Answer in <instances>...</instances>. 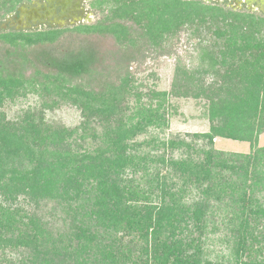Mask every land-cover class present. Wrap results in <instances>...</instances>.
Here are the masks:
<instances>
[{
    "label": "rangeland",
    "instance_id": "374dc122",
    "mask_svg": "<svg viewBox=\"0 0 264 264\" xmlns=\"http://www.w3.org/2000/svg\"><path fill=\"white\" fill-rule=\"evenodd\" d=\"M95 6L98 13L77 25L6 29L7 38L28 43L69 30L109 32L118 43H150L149 57L132 65L124 89L114 96L88 95L51 80L0 84V126L22 130L40 117L49 128L45 140H23L32 148L11 135L12 152L0 157V186L9 179L20 184V175L42 160L59 161L63 168L60 186L48 193L26 191L6 202L0 192V205L14 211L11 227L24 236L33 221L52 234L55 240L42 241L40 264H76L79 224L86 226L84 240L89 242L80 262L86 252H94L98 264H232L239 257L230 229L236 226L228 216L234 209L245 213L240 220L259 222L251 234L259 245L249 243L248 236L240 264L263 262L264 106L252 119V141L220 135L224 118L212 121L211 115L222 96L238 94L249 76L264 72V17L201 0H96ZM165 46L176 53L158 55ZM203 49L218 59L214 68L202 66ZM256 54L261 55L257 60ZM184 66L189 73L182 71ZM174 79H180L175 89ZM185 79L199 80L193 85ZM122 130L128 136L118 143ZM17 146L23 148L15 154ZM230 154L251 157L257 168L253 178L250 162L239 199L234 193L227 196L237 190L225 171ZM201 189L212 192L207 209L200 207L207 214L192 218L180 205L196 203ZM164 206L171 213L162 211ZM181 228H187L188 236L184 254L169 244L181 237ZM30 258L33 251L23 245L0 251V264Z\"/></svg>",
    "mask_w": 264,
    "mask_h": 264
},
{
    "label": "trees",
    "instance_id": "16d2710c",
    "mask_svg": "<svg viewBox=\"0 0 264 264\" xmlns=\"http://www.w3.org/2000/svg\"><path fill=\"white\" fill-rule=\"evenodd\" d=\"M19 0H0V84L9 85L12 82L15 83H43L46 81H53L54 83L65 85L76 91L86 90L88 95L107 97V95H117L124 89V85L129 77L132 75V65L137 62H143L149 57L150 43H146V39L136 40L134 43L125 44L118 43L115 37L109 32L100 31H88L79 32L69 30L63 35L59 34L54 39L38 40L35 42H26L24 40L9 39L5 28L2 27L5 17L12 11H14ZM123 24V23H122ZM124 25V24H123ZM148 42V41H147ZM176 53L174 47L165 46L160 49L158 55H173ZM263 55V53L261 54ZM261 55H254L253 59H259ZM202 66H208L214 68V65L218 64V59L210 53L207 49L202 50L201 58ZM180 70V69H179ZM182 71L186 74L187 67H182ZM189 73V71H188ZM186 77L189 78L188 74ZM185 77V78H186ZM184 79H182L183 81ZM189 83L195 85L196 80L199 79H185ZM195 80V81H194ZM180 79H174V89L179 84ZM249 84L242 85L238 94H232L231 96H222L219 100L220 107L215 106L212 108L211 120L214 121L218 117L224 118V125L220 128L219 134L222 136L252 141V132L254 126H252V119L256 117V113L261 107L264 106V72H255L254 75L248 77ZM203 86L200 87L202 91ZM173 89V90H174ZM197 95L196 93H194ZM201 94V93H200ZM215 103V102H214ZM45 122L42 118L35 120V124H31L28 129H16L10 131L6 125L0 126V135H4V144L0 146V157L11 154L12 144L9 141L12 139L11 135L15 139L23 144L32 148L31 145L23 142L27 138L28 141L34 139L45 140V136L49 131V128L44 129ZM262 123L259 124L261 126ZM23 128V127H22ZM217 134V131H215ZM111 135V134H109ZM128 133L126 130H122L121 134H118L117 142L120 143L123 139L126 140ZM212 139V135H209ZM31 138V139H30ZM23 147H15L13 153H17ZM260 151H264L261 149ZM221 155V154H220ZM3 156V157H4ZM231 163L226 166L225 171L229 172L230 184L235 183L237 190L228 194H235V197L239 199V189L246 188V183L249 177V169L251 157L242 155H232L227 157ZM244 163V164H243ZM255 167V162H252ZM232 164V166H231ZM60 162L51 164L42 160L39 165L27 170L26 173L20 175V184L15 183L14 179L10 181L7 186L1 185L3 199L6 202H10L15 199L22 192L29 191L32 195H40L41 193H48L53 188L59 185L58 174L63 171L60 167ZM2 164L0 163V168ZM231 166V167H230ZM44 171V172H43ZM210 173V169L207 170V174ZM253 178L257 173V168L250 173ZM240 180L241 181L239 184ZM65 181L63 182V191ZM26 189V190H25ZM66 189V188H65ZM224 187L221 190L224 191ZM24 190V191H22ZM212 191V190H210ZM212 192L201 189L199 196L196 199V203L183 201L181 203V210L185 209L186 212L192 214V218L201 215L205 212L207 214L208 200ZM227 193V192H226ZM239 193V197H238ZM237 194V195H236ZM246 195V193H245ZM185 198V197H184ZM194 210L192 209L193 206ZM207 206V207H206ZM200 207H206V209H200ZM176 208L174 207V210ZM168 211L171 213L169 206L162 207V211ZM193 210V211H192ZM178 209H176V212ZM11 208H6L0 205V251H5L6 246L11 245L24 247L31 249L34 254L33 259H24L22 264H40L42 259L45 258V251L41 249L43 239H54L50 232H45L43 228L38 227L36 223L31 221L32 226H28L29 231L24 236L17 234L18 231L13 227L11 215H13ZM250 212H253L250 210ZM255 214V212H253ZM243 212L241 215H244ZM240 213H237L234 209L229 216V221L233 222L231 227L233 239L237 240V249L239 257H234V263L240 264V252L244 253L247 248V240L250 236L252 242L259 240L256 237H251L254 225V221L250 217H245L240 220ZM248 215V214H247ZM246 215V216H247ZM6 216L8 220H6ZM6 220V221H5ZM255 222V221H254ZM78 232L75 234L78 243L74 246V260L76 264H98L97 257L94 252H86V256L83 262H80L82 250L87 249L89 242L84 240L87 232L86 226L77 225ZM262 229L264 226L261 227ZM42 229V231L40 230ZM187 229V228H186ZM185 228H181L178 238L169 243L173 245L174 251L185 253L187 250L186 238L184 235ZM189 233V232H188ZM264 239V233L261 234ZM242 237V238H241ZM241 238V239H240ZM61 240V239H59ZM241 248V250H240ZM262 248V247H260ZM175 251V252H176ZM258 251H261L260 249ZM247 264V263H242ZM250 264H264L263 262L253 261Z\"/></svg>",
    "mask_w": 264,
    "mask_h": 264
},
{
    "label": "flooded vegetation",
    "instance_id": "af4514ba",
    "mask_svg": "<svg viewBox=\"0 0 264 264\" xmlns=\"http://www.w3.org/2000/svg\"><path fill=\"white\" fill-rule=\"evenodd\" d=\"M203 1V0H201ZM230 9L251 11L264 17V0H206ZM96 0H19L2 26L5 29L48 30L77 25L98 13Z\"/></svg>",
    "mask_w": 264,
    "mask_h": 264
},
{
    "label": "water",
    "instance_id": "95a60500",
    "mask_svg": "<svg viewBox=\"0 0 264 264\" xmlns=\"http://www.w3.org/2000/svg\"><path fill=\"white\" fill-rule=\"evenodd\" d=\"M203 1H206V0H203Z\"/></svg>",
    "mask_w": 264,
    "mask_h": 264
}]
</instances>
